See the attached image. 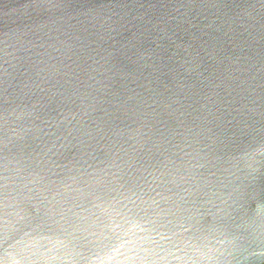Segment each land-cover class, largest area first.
<instances>
[{"label": "water", "instance_id": "1", "mask_svg": "<svg viewBox=\"0 0 264 264\" xmlns=\"http://www.w3.org/2000/svg\"><path fill=\"white\" fill-rule=\"evenodd\" d=\"M0 264H264V0H0Z\"/></svg>", "mask_w": 264, "mask_h": 264}]
</instances>
